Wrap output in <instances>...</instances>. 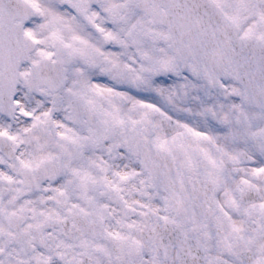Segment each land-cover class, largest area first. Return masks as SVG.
I'll list each match as a JSON object with an SVG mask.
<instances>
[{
  "label": "snow or ice",
  "instance_id": "obj_1",
  "mask_svg": "<svg viewBox=\"0 0 264 264\" xmlns=\"http://www.w3.org/2000/svg\"><path fill=\"white\" fill-rule=\"evenodd\" d=\"M0 264H264V0H0Z\"/></svg>",
  "mask_w": 264,
  "mask_h": 264
}]
</instances>
